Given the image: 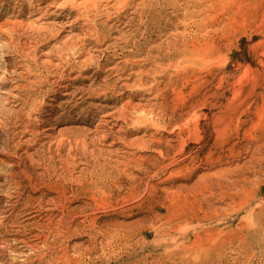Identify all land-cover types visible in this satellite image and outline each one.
I'll return each mask as SVG.
<instances>
[{
	"label": "rangeland",
	"instance_id": "374dc122",
	"mask_svg": "<svg viewBox=\"0 0 264 264\" xmlns=\"http://www.w3.org/2000/svg\"><path fill=\"white\" fill-rule=\"evenodd\" d=\"M249 1L0 0V264H264Z\"/></svg>",
	"mask_w": 264,
	"mask_h": 264
},
{
	"label": "bare ground",
	"instance_id": "6f19581e",
	"mask_svg": "<svg viewBox=\"0 0 264 264\" xmlns=\"http://www.w3.org/2000/svg\"><path fill=\"white\" fill-rule=\"evenodd\" d=\"M250 1H251V0H250ZM250 1H249V2H250ZM248 5H249V4H248ZM212 13H213V12H212ZM210 14H211V13H210ZM203 35H204V34H203ZM202 43H203V44H202V45H200V46H202V47H204V46H205V47H206V44H207V43H204V42H202ZM171 45H172V44H171ZM183 46H184V45H183ZM198 46H199V45H198ZM215 46H216V45H215ZM202 47H200L199 49H201ZM197 48H198V47H197ZM199 49H198V50H199ZM196 50H197V49H196ZM199 51H200V50H199ZM197 53H198V52H197ZM198 55H199V56H198V59H199L200 61H202V62H203V61H205V60H206V59H203V58H202V55H205L204 53H203L202 55H201V53H200V54H198ZM200 55H201V56H200ZM182 57H183V56H182ZM203 57H204V56H203ZM204 58H205V57H204ZM206 58H207V57H206ZM207 60H208V59H207ZM235 183H236V182H235ZM215 186H216V185H215Z\"/></svg>",
	"mask_w": 264,
	"mask_h": 264
}]
</instances>
